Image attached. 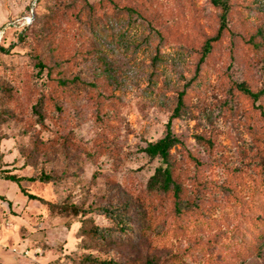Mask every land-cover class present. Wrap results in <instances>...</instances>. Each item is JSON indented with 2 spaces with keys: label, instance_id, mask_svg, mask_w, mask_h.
I'll list each match as a JSON object with an SVG mask.
<instances>
[{
  "label": "rangeland",
  "instance_id": "374dc122",
  "mask_svg": "<svg viewBox=\"0 0 264 264\" xmlns=\"http://www.w3.org/2000/svg\"><path fill=\"white\" fill-rule=\"evenodd\" d=\"M225 1L227 30L201 62L220 25L210 0H0V176L50 174L60 182L23 188L87 212L61 217L0 179V264H264V0ZM182 93L177 211L149 190L161 162L142 150ZM124 204L129 234L79 236Z\"/></svg>",
  "mask_w": 264,
  "mask_h": 264
},
{
  "label": "trees",
  "instance_id": "16d2710c",
  "mask_svg": "<svg viewBox=\"0 0 264 264\" xmlns=\"http://www.w3.org/2000/svg\"><path fill=\"white\" fill-rule=\"evenodd\" d=\"M213 8H215L219 12V30L218 35L214 38V40L209 41L204 50V55L201 59V62L208 56L212 49V43L218 41L221 38V35L227 30V18L230 13L229 4L225 0H210ZM255 47H258V45ZM237 90L243 95L252 99L255 103L260 101L262 92L254 93L244 83L237 85ZM41 106V104H40ZM185 108L184 103V93L179 95L178 104L175 108L170 120L166 125V132L164 136L156 141L155 143H150L147 145L142 152L146 155L150 160H159L161 162V166L155 170L153 176L149 179L148 187L151 192H156L159 195L163 196H171L175 203V208L177 211L181 210L183 205V200L181 198L182 189L181 185L178 183L176 179V170L173 164V156L172 150L177 147L183 145L182 140L174 134L172 130V121L174 119H180L183 116V110ZM34 112H36V117L39 125L44 127V117L38 108H35ZM201 141V138H198V141ZM193 163L196 167L202 168V162H200L197 158L191 157ZM25 165V164H24ZM3 176H0L1 180H5L15 184L19 190V192L26 197L30 201H38L42 204L49 205V210L51 213L58 214L61 217H80L86 216L85 211L80 210L75 205H68L62 208H58L55 204H50L40 199L39 197L29 194L26 189L23 188V183H51V182H60V179L53 177L50 174L42 172L37 177H25L18 176L13 174L12 172H8L4 170ZM9 205L11 202L6 201ZM98 214L105 216L110 219L113 223V227H99L95 225L88 218H84L82 221V227L80 229L79 236L86 237L91 241H95L99 244L105 245L114 241V239H118V237H124L132 231V224L130 217L128 215V204L124 205H115V206H104L97 210ZM86 262L89 264H119L114 261H96L92 260L89 257L86 258Z\"/></svg>",
  "mask_w": 264,
  "mask_h": 264
}]
</instances>
